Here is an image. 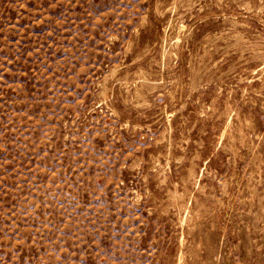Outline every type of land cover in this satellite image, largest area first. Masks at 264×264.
<instances>
[{"label":"rangeland","instance_id":"374dc122","mask_svg":"<svg viewBox=\"0 0 264 264\" xmlns=\"http://www.w3.org/2000/svg\"><path fill=\"white\" fill-rule=\"evenodd\" d=\"M0 264H264V0H0Z\"/></svg>","mask_w":264,"mask_h":264}]
</instances>
